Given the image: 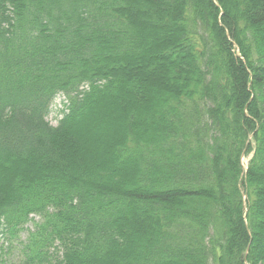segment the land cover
I'll return each instance as SVG.
<instances>
[{
    "label": "trees",
    "instance_id": "16d2710c",
    "mask_svg": "<svg viewBox=\"0 0 264 264\" xmlns=\"http://www.w3.org/2000/svg\"><path fill=\"white\" fill-rule=\"evenodd\" d=\"M30 222L15 264H264V0H0V226Z\"/></svg>",
    "mask_w": 264,
    "mask_h": 264
},
{
    "label": "rangeland",
    "instance_id": "374dc122",
    "mask_svg": "<svg viewBox=\"0 0 264 264\" xmlns=\"http://www.w3.org/2000/svg\"><path fill=\"white\" fill-rule=\"evenodd\" d=\"M67 103V99L63 94H60L56 97L54 100V103L52 105L51 113L48 117V121L53 125L56 126L60 119L63 117V112L65 109V105ZM97 138L95 143H97L99 140H101V143H97V147H102V140H105L109 133H103L98 132L95 135ZM108 141V140H107ZM250 157H245L243 160L244 165L248 164ZM35 221H39L40 218L38 216L34 217ZM34 230L33 223H28L24 230L18 234L17 238L10 239L7 234H4L2 231V226H0V260L6 262L7 264H15L19 262V259L21 257V249L22 245L21 242H25L29 236V232Z\"/></svg>",
    "mask_w": 264,
    "mask_h": 264
},
{
    "label": "bare ground",
    "instance_id": "6f19581e",
    "mask_svg": "<svg viewBox=\"0 0 264 264\" xmlns=\"http://www.w3.org/2000/svg\"><path fill=\"white\" fill-rule=\"evenodd\" d=\"M243 155H246V152H244Z\"/></svg>",
    "mask_w": 264,
    "mask_h": 264
}]
</instances>
